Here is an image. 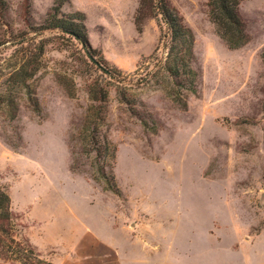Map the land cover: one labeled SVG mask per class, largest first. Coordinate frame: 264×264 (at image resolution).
Masks as SVG:
<instances>
[{"label":"rangeland","instance_id":"obj_1","mask_svg":"<svg viewBox=\"0 0 264 264\" xmlns=\"http://www.w3.org/2000/svg\"><path fill=\"white\" fill-rule=\"evenodd\" d=\"M166 1L195 37V94L164 69L162 16L137 26L140 0H0V190L50 264H264V0L240 2L238 49L208 0Z\"/></svg>","mask_w":264,"mask_h":264},{"label":"trees","instance_id":"obj_2","mask_svg":"<svg viewBox=\"0 0 264 264\" xmlns=\"http://www.w3.org/2000/svg\"><path fill=\"white\" fill-rule=\"evenodd\" d=\"M243 0H208L209 15L216 26L219 36L226 42L229 48L238 49L248 41L246 26L239 14V4ZM161 15L163 22L167 26V32L163 36L162 45L167 52L164 61V69L168 76L175 80H180V85L185 90L195 94L199 83V74L192 68L194 61L195 37L192 30L184 23L183 17L179 12L170 7L166 0H140L139 8L136 13L135 21L140 27L147 18H154ZM76 25V22H73ZM49 27L60 28L63 32L73 35L81 41L84 47L88 42L85 36L77 29V26L70 27L55 16L48 19ZM66 25V26H65ZM264 59V53H263ZM175 103L183 104L182 94L179 92H168ZM93 92L95 101H105L106 94ZM91 115L87 116L86 123L93 125ZM98 119H100L98 117ZM89 128L85 132H89ZM98 129L94 126L92 133H97ZM88 152L94 153L100 160L114 159L115 151H111L108 141L97 140L95 136L86 135L83 138ZM97 165V164H95ZM92 165L93 169L96 167ZM96 169V168H95ZM93 179L101 183L106 179L101 168L93 172ZM116 193V185L105 188ZM0 260L18 261L21 264H50L40 259L29 244L22 243L15 238L14 226L11 214V200L8 194L0 190Z\"/></svg>","mask_w":264,"mask_h":264},{"label":"crops","instance_id":"obj_3","mask_svg":"<svg viewBox=\"0 0 264 264\" xmlns=\"http://www.w3.org/2000/svg\"><path fill=\"white\" fill-rule=\"evenodd\" d=\"M120 264H142L143 261H149L148 259H143L141 255L136 254H125L124 258H120Z\"/></svg>","mask_w":264,"mask_h":264},{"label":"water","instance_id":"obj_4","mask_svg":"<svg viewBox=\"0 0 264 264\" xmlns=\"http://www.w3.org/2000/svg\"><path fill=\"white\" fill-rule=\"evenodd\" d=\"M91 60H93V58H91Z\"/></svg>","mask_w":264,"mask_h":264}]
</instances>
